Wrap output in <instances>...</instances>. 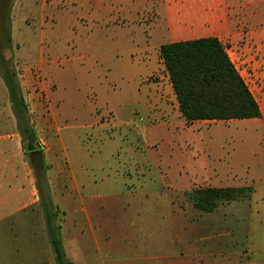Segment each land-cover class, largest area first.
Segmentation results:
<instances>
[{
  "label": "rangeland",
  "instance_id": "1",
  "mask_svg": "<svg viewBox=\"0 0 264 264\" xmlns=\"http://www.w3.org/2000/svg\"><path fill=\"white\" fill-rule=\"evenodd\" d=\"M163 2L0 0V122L10 135L0 140V190L18 199L26 182V216L46 228L32 191L38 169L59 208L56 223L100 246L105 264H264V123L155 115L149 71L132 51L150 37ZM252 4L264 17V3ZM22 60L41 74L26 73ZM5 70L18 74L40 155L26 151ZM237 187H252V198L211 214L184 198ZM84 206L103 224L99 242L89 237Z\"/></svg>",
  "mask_w": 264,
  "mask_h": 264
},
{
  "label": "crops",
  "instance_id": "2",
  "mask_svg": "<svg viewBox=\"0 0 264 264\" xmlns=\"http://www.w3.org/2000/svg\"><path fill=\"white\" fill-rule=\"evenodd\" d=\"M256 2L259 6L264 0H164L154 15L156 19L149 32L150 37L137 44L132 51L142 58L137 65L149 71L147 87L154 92L153 97L157 106L155 115L186 121L180 112L169 75L161 59V47L179 42L216 38L226 47L229 57L260 106L261 118L250 120L264 123V17L253 10L252 3ZM40 28L42 38L45 36L43 21ZM165 42L168 43L164 44ZM23 66L26 73L30 71L31 74L33 70L41 74V70L34 65H28L23 61ZM42 82L43 80L40 81L41 85ZM232 122L234 121L228 123ZM1 123L0 140L10 137L4 133V125ZM6 123L10 125L8 128H11L9 117ZM4 166L3 163L0 167L1 173L2 169L5 172ZM1 183L0 188L3 187ZM6 185L11 186V182H7ZM24 185L26 182H18L19 189L21 186L23 189V196L18 199H15L16 192L0 190V264H57L47 228L34 226L32 217L26 216L28 205ZM35 189L37 186L32 187L33 192ZM18 191L20 193L21 190ZM83 209L85 221L90 227L89 237L99 242L103 235V224L94 220L90 207L89 212L87 206ZM61 235L64 251L72 264H105L100 256L102 254L100 246L98 250L86 246L82 243L85 241L80 240L79 232L66 233L61 226ZM97 252L100 253L98 256Z\"/></svg>",
  "mask_w": 264,
  "mask_h": 264
},
{
  "label": "trees",
  "instance_id": "3",
  "mask_svg": "<svg viewBox=\"0 0 264 264\" xmlns=\"http://www.w3.org/2000/svg\"><path fill=\"white\" fill-rule=\"evenodd\" d=\"M160 56L169 75L180 112L187 123L230 122L261 118L260 106L229 57L226 47L216 38L163 45ZM3 61V60H1ZM18 130L27 143L26 151L41 154L28 104L25 101L18 74L14 70L2 73ZM41 208L57 264H72L64 251L61 225L55 216L59 208L53 204L45 175L34 169ZM252 187L199 188L185 194L186 201L203 213H214L220 206L233 201H248Z\"/></svg>",
  "mask_w": 264,
  "mask_h": 264
}]
</instances>
